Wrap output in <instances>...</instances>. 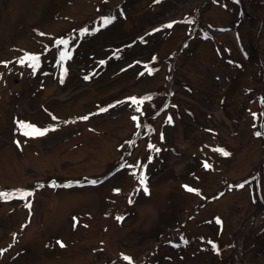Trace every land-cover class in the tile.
<instances>
[{
  "label": "rangeland",
  "instance_id": "obj_1",
  "mask_svg": "<svg viewBox=\"0 0 264 264\" xmlns=\"http://www.w3.org/2000/svg\"><path fill=\"white\" fill-rule=\"evenodd\" d=\"M0 193V264H264V0H0Z\"/></svg>",
  "mask_w": 264,
  "mask_h": 264
},
{
  "label": "snow or ice",
  "instance_id": "obj_2",
  "mask_svg": "<svg viewBox=\"0 0 264 264\" xmlns=\"http://www.w3.org/2000/svg\"><path fill=\"white\" fill-rule=\"evenodd\" d=\"M157 2H159V0H157ZM111 22H112L111 19H105V20H104V24H105V25H107V24H109V23H111ZM167 27L171 28V27H172V24H168ZM61 43H64V42L61 41ZM28 59L31 60V61H33V62L38 61V57H29ZM21 62L23 63L24 61L22 60ZM86 79H87V77H86ZM85 119H86V117H85ZM134 119H135V117H134ZM170 122H171V117H169V123H170ZM20 127H21V128H25V129H27V128H30L31 126H27V125H25L23 122H21ZM24 134H25V135H33V134L45 135L46 133H45L44 131H40V130H33V131H31V132L25 130ZM256 135H257V136H260L261 133H260V132H256ZM157 151H160V150L157 149ZM217 151H220L224 156H229V155H230V153H228L227 151H224L223 149H217ZM204 166H205L206 168L210 167V165H208L207 163H206ZM91 183L95 184V183H97V181H91ZM145 183H146V178H145V177H141V184H145ZM185 187H187V186H185ZM240 187H243V185H240ZM144 190H145V192H147V188H146V187L144 188ZM188 190H189V191H194V189H190V188H189ZM6 196H8V194H6V193H0V197H6ZM130 202H131V201H130ZM28 207H31V205H28ZM117 219L122 220L123 218H122V217H117ZM217 222H219V221H217ZM57 243H60V246H61V247L64 246V245H63L61 242H59V241H58ZM184 243L186 244L187 241L185 240ZM125 259H126V260H130V258H128V257H125Z\"/></svg>",
  "mask_w": 264,
  "mask_h": 264
},
{
  "label": "trees",
  "instance_id": "obj_3",
  "mask_svg": "<svg viewBox=\"0 0 264 264\" xmlns=\"http://www.w3.org/2000/svg\"><path fill=\"white\" fill-rule=\"evenodd\" d=\"M180 1H182V0H179V2H180ZM127 2H129V0H123V5H125ZM106 6H107V5H106ZM156 31H157V32H160L161 30H160V28H158ZM135 41H136V40L134 39L133 41H130V42H128L127 44L124 43V45H125V46H130V44H131V43H134ZM56 48H57V47H54L55 50H56Z\"/></svg>",
  "mask_w": 264,
  "mask_h": 264
}]
</instances>
